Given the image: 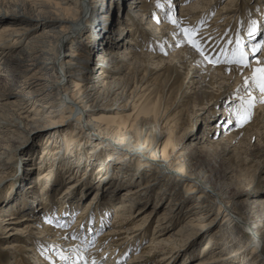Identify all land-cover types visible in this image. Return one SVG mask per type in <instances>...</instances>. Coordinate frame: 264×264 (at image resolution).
Listing matches in <instances>:
<instances>
[{
    "label": "bare ground",
    "instance_id": "bare-ground-1",
    "mask_svg": "<svg viewBox=\"0 0 264 264\" xmlns=\"http://www.w3.org/2000/svg\"><path fill=\"white\" fill-rule=\"evenodd\" d=\"M81 1L0 0V75H19L20 77L15 78L19 83L15 88H17L16 90L22 89L21 91L25 94L21 95V99H16L17 93L14 92V87L0 77V104L2 105L0 106V133L5 134L0 137V150L4 151L5 149L6 151L7 148L12 147L9 144L12 135L19 137L23 134L19 128L29 130V132L45 130L39 155L35 156L36 159L33 161L35 167L30 166L31 171H27L25 176L20 177L23 179V183L27 180L30 181L24 184L25 187L17 189L15 194L11 191L5 196L2 194L4 197L2 204L7 202L0 209V217L6 214L4 211L9 208L10 214H7L8 217L5 220H11V224L24 220L35 223L34 221L40 218L42 223L40 236L27 239V241L34 242V246L36 245L37 248L60 249L65 253L75 254V257L78 254L85 255L83 258L88 257L89 260L92 259V256L102 257L105 253H110L109 257L113 259V256H118L120 252L124 253L128 243H130L129 247H132L131 245L135 242L133 239L138 237L137 231L141 230L148 220V216H142L143 219H139L133 227H127L128 222L135 219L133 207L127 204L129 200L125 199L127 194H123L120 199H117L116 194L96 192L89 201L82 205V199L72 192L73 196L69 195L71 185L67 187V182L72 177L80 174L92 179L93 183L110 178L108 182L113 179L116 183L118 180L116 176L119 173L128 175V170L131 167L136 171L149 172L154 175L153 177L160 178L163 182L165 179L162 174H168L171 179L174 178V181L179 183L178 187L185 186L181 190L188 189V192L192 188L186 179L188 177L191 179L194 175L197 183H207L205 188L211 190L214 188L215 193H227L232 181L237 180V176L234 175L235 168L232 166L233 158L228 156V154L234 153L236 146L230 142L225 143V140L239 138L242 135L252 137L254 132L249 131H253L258 126V122L253 121L243 128L229 129V132L225 133L221 139H214V135H210L209 132H205L204 138H202L198 135L200 121L207 116L208 110L202 112L201 120L197 116L191 121L183 120L182 117L187 109L178 110L179 106L173 107L179 96L173 98L172 106L154 105L153 111H149V114H146L143 109L128 113L127 110L130 108L128 106H131V103H138L142 96L151 94L154 89L153 92H157L158 87L160 97L157 95V103L162 101L166 93L164 85L161 84L168 83L172 87V80L168 77L167 70L164 71L167 66L158 60L155 61L161 57L159 51L176 48L177 52L172 56L176 57V61L179 63H185V66L192 67L189 76L196 63H199L196 73L206 71L203 78L206 75L210 76L215 71L223 74L252 71L264 63V54L254 60L251 68L236 64L228 65L227 60H224L219 66H210L205 63L204 57L201 58V55L189 45L185 46L184 43H180V40L183 39L180 27H175L170 22L169 17L167 18L168 15H165L166 12L167 14L171 13L175 3L180 2V20H183H181L183 24L193 22L197 25L198 22L202 23L200 21L207 23L206 18L214 12L218 0H197L194 2L189 0H168L170 2L167 0V2L163 0H135V8L149 15L146 18L149 21V26L145 31H142L135 16L127 17L121 21L124 30L121 28L119 34H116L112 25L114 17L120 14L119 7L123 5L122 0H110L116 4L112 11H109L107 6H98L99 2L104 3L106 0H96V9L88 19L90 24L84 28L82 35L77 36L78 26L85 22L84 18L86 17L85 3H80ZM157 5H163V7L159 6L160 8L155 9L156 13L163 9V16L165 15L166 18L158 20L159 13L157 16L152 15V10ZM226 8V5L223 6L213 20H209L211 25L206 26L208 29L203 31L206 33L201 37L208 36L209 32L207 31L210 29L214 31L232 22V14L223 11ZM20 14L21 17H17ZM26 16L33 17L38 21H28ZM39 26L45 27L39 34L31 36L23 50L5 58L8 51L15 48L12 39L19 42L23 37L29 38L28 35H31L33 30ZM222 30L224 29L216 31L215 35L210 33L211 38L222 33ZM84 37L87 39L82 43L81 38ZM129 37L130 41H128ZM248 37L247 34H243L245 45L253 44L254 41ZM206 40L209 39L206 37ZM68 42H71L69 52L62 55L61 51ZM95 51L99 52V61L96 64L98 72L88 77L90 62ZM22 52L27 56L22 57ZM40 59L52 62L47 64V61H40ZM28 61L32 63H26ZM49 64L50 66H47ZM58 64L65 71L64 75L61 74L55 83L53 81L52 84L50 82L47 84L48 78L54 79L60 74L57 69ZM11 66H16L18 70L12 71L13 67ZM9 70L10 73L5 72ZM156 70L158 71L156 72ZM67 77H71L73 80L67 81ZM88 80H91L89 86L86 83ZM186 96L189 97L191 94ZM64 98L66 107L64 105V108H61ZM59 100L60 102H58ZM186 101L189 106L191 100L187 99ZM124 103H126L124 106L115 107L116 104ZM173 108L175 109L173 110ZM195 114L197 113L195 112ZM259 116L255 119L262 117L261 114ZM221 119H223L222 123L217 122ZM232 119L227 107L222 110L216 123L210 128L222 131V128L229 122L231 125H235V121ZM85 125L87 129L84 128ZM81 126L83 127L81 128ZM88 126L93 130H89ZM158 128L161 129L160 137L157 135ZM2 153L0 152V163ZM207 155H210V160L206 159ZM4 164L1 163L0 168ZM71 170L74 175L67 173ZM209 172H212L210 179ZM32 175L33 177H30ZM91 188L92 186L90 191ZM199 188L202 189L201 185ZM246 190L245 188L238 189L235 193L239 201L240 198L241 201L246 199L244 203H239L240 209H243L242 205L251 208L250 219L247 220V226L245 225L243 230L237 222L233 224L234 218L228 212H222L225 222L232 225L238 232L245 231L249 234V240L241 241V244L234 248L237 240L235 241L229 236L224 241L228 246H231L227 255L219 256L221 252L219 249L216 254L211 253L207 259L202 258L196 264L212 262L218 264L235 262L264 264L262 254L258 251L259 248L264 249V196L260 192H247ZM10 196H13V199L8 201L7 197L10 198ZM196 196L200 195L196 194ZM36 201H39L38 205H36ZM102 201H106V203ZM15 202L18 203L19 208L14 206ZM28 202L31 205L25 209L30 213H24L20 218H17L16 212L24 209ZM93 204L96 206L97 220V225L94 226L89 221L95 218V215L91 214ZM105 205L109 210H115L113 213L114 229L102 232L97 243L93 244V248L79 246V242L71 237L75 235L76 230L82 224L85 225L86 234L93 239L96 238V234L105 229L106 212L102 213L106 209ZM95 209L92 211L94 212ZM235 210L240 216V211L237 208ZM40 211L41 213H39ZM68 212L71 213L70 217H66ZM250 223L253 224V228H248ZM148 231L146 229L145 236ZM217 233V231L213 233L215 239ZM151 235V243L146 244L141 255H136L135 260L147 254L150 255L154 251L153 247L159 242V233L154 229ZM207 244H211V240L205 243V245ZM10 246L15 247L17 251L28 250L21 243L9 244L8 247ZM117 247L118 252H116ZM127 249L129 248L127 247ZM34 250L36 251V249ZM115 252L116 254L113 255ZM157 252H153L156 257L159 255L156 254ZM127 254L128 250L124 253L122 264H124ZM42 260L44 264H48L44 258ZM22 261L21 264H30L28 260ZM109 261H105V264H109ZM64 263V260L58 259V264Z\"/></svg>",
    "mask_w": 264,
    "mask_h": 264
},
{
    "label": "rangeland",
    "instance_id": "rangeland-1",
    "mask_svg": "<svg viewBox=\"0 0 264 264\" xmlns=\"http://www.w3.org/2000/svg\"><path fill=\"white\" fill-rule=\"evenodd\" d=\"M95 1L96 0H82L80 2L85 3L86 17L84 18L85 22L78 26L77 36H80V34L84 32V28H86V26L90 24L88 19L96 9L97 5H95ZM134 1L135 0H122L123 5L119 7L120 14L114 17L112 25V28H114L116 34L120 33L121 28L122 30H124L122 27L123 23L121 21H123V19L127 17L132 18L133 16H135L139 21L142 31H145V29H147V27L149 26V21H147L146 19L149 15H147V13L145 14L138 8H135L136 3ZM163 1L167 2L168 0ZM189 1L194 2L197 0ZM103 5L107 6L109 11H112L115 9L114 7L116 4L110 2V0H106L104 1V3H98V6ZM225 5L227 6V8L223 11H225V13L232 14V22L221 27L220 29H224L222 30V33L220 32L212 38L211 36L213 34L215 35L216 31H219L220 29L217 28V30L215 29L216 31H213V29L211 30L209 27L211 31L209 30L207 32H209L208 36L210 38L206 36L209 40L205 41L206 37H201L206 33L203 31L208 29L206 26L211 25L209 22L213 20L214 16ZM180 6V2L175 3L172 12L168 14L166 12L165 15H168L167 18L169 16L175 18L179 22L180 28L186 27L196 30L202 42L205 54L209 57V59L206 60L205 58H203V56L200 57L205 59V63H207L208 65L219 66L224 62V60H227L228 65L236 64L241 67L251 68L253 66L254 60L264 54V0H218L216 9L206 18L208 22L205 23L203 21H200L202 23L199 24L198 22L197 25L195 23L193 24V22H186V24L182 23L183 20H180ZM158 7L159 6L157 5L153 8L154 10H152V15L154 14V16H157V14L159 13V16L157 17H159L160 19L158 18V20H162L163 18H166V16H163V9H160L158 13H156L157 11H155V9H158ZM17 17H21V14ZM26 18L28 19V21H38L33 17L31 18L29 16H26ZM253 22H255V27L252 29L253 34L250 36L249 29ZM126 24L129 25V23ZM174 26L176 27L177 25ZM44 27L45 26L37 27L35 30H33L31 35H28L29 38L23 37L19 40V42H16V39H12V43L15 45V48L13 50H9L5 58H8L9 56L17 54L18 52L23 50L24 46L28 43L31 36L39 34ZM210 33L212 34L211 36ZM243 34H247L249 36L248 38L251 41H254L253 44L245 45V43L243 42ZM181 36L183 37L182 33ZM81 39V42L84 43L87 38L84 37ZM128 41H130V37L128 38ZM70 43L71 42L66 43V45L63 47L61 51L62 55L69 52L68 49ZM184 44L185 46H188L187 43ZM189 47L192 48L191 46ZM233 49H238L235 55H233ZM176 52V48H169V51H159V55H161L163 59H161V57L155 59V61L158 60L162 62V64L167 66L164 71L167 70V75L172 80V87L168 83L161 84L164 85L165 88V98H163L162 101H158L157 103V95L160 97L158 87L157 92H153L155 91L154 89L153 91H151V94L142 96L138 100V103H131V106H128L130 107L127 110L128 113L143 109L146 114H149V111H153L154 105L160 107L161 105L172 106V103L174 101L173 98L179 96L177 103L173 105V107L179 106L178 110L187 109L186 113L182 117L183 120L188 119L189 121H191L196 116L201 120L202 112H206L208 110L206 114L207 116L205 115L206 117L204 116V120L200 121V133L198 135H200L202 138H204L205 132H209V134L211 133L210 135H214V139H221L223 138V135H225V133L229 132V129H240L248 124L253 123V121H257L258 126L253 131H249L254 132L252 137L242 135L239 138L225 140V143L230 142L236 146V150L234 151V153H230L228 154V156H232L233 158L232 166L235 168L234 175L237 176V180L232 181V185L230 186L229 190H227V193H215L214 188H212V190L207 187L205 188L207 183H197V179L193 175V173H191L193 175L191 179L189 177L188 179H186L188 185H190L192 188L188 192V189L181 190V188H185V186L180 184L182 187H178L179 183L175 182L174 178L171 179V176L168 174H162L164 176L166 182L165 183L160 178L153 177L154 175L149 172L143 170V172L141 170L136 171L131 167L128 170V175H125V173H119L120 177L119 175L116 176L118 178L116 183L113 181V179L108 182L110 178H106L100 182L96 181L95 183H93L92 179L83 177L78 173L77 176L72 177L71 180L67 182V187L69 185L72 186H70L69 195L72 192L74 195L78 196L79 199H82V205L85 204V202L89 201L96 192L111 193L112 195L116 194L115 197L117 199H120L123 194H127V197L125 199L129 200L127 204L132 205L134 210L133 217L135 218L134 220H130V222H128L129 224L127 225V227H133L134 224L139 221V219L141 220L144 216H148V220L146 221V223H144L141 230L137 231L138 237L133 239L135 242L133 243V245H131L132 247H129L130 243L125 246L126 248L124 250V253L128 250V254L125 258L124 264H196L200 262L202 258L204 260L207 259V257L211 256V253L216 254L219 249H221V252L219 253L220 255H218L225 256V254L227 255L231 250V246H228L224 242L225 238H229V236H231L232 239H234L235 241L237 240L236 245L233 246L234 248H236L237 245L239 246L241 244V241L247 242L250 238L245 231L238 232L232 225L226 223L225 217L223 216V212H228L232 216V218H234L233 224L237 222L239 226H242V230L247 226V220L249 221L251 215V208L242 205L243 209H240L241 207L239 203H244L246 199H242L241 201L240 198L239 201V198L237 199V196H235L236 191L238 189L245 188L247 189V192L256 191L260 192V194L264 196V93H261L257 88L248 90L245 85V79L252 76L253 70L249 72H228L224 74L222 72L212 71L213 73H211L210 76L206 75L203 78V74H206V71H198L196 73L197 69H199V63H196L191 75L189 76L192 67L190 65L185 66V63H179L178 61H176V57L172 56ZM241 53L246 54L244 56V60L242 63H236L235 61L239 60ZM98 54V51H95L93 53V58L90 62L88 77L98 72V67H96L97 62L99 61ZM21 56L26 57L27 54L22 52ZM217 58L222 61L220 63L209 62L210 60L214 61ZM44 60L45 59H40V61ZM45 61H47V64L52 62L51 60ZM79 61L81 63V60ZM26 63L31 64L32 62L28 61ZM47 66H50V64ZM15 69L18 70L16 66L11 68L12 71H14ZM57 69H59L58 71L60 72V74H58V76L54 79L48 78V80L46 81L47 84L49 82L50 84H52L53 81L55 83L59 80L61 74L62 76L64 75L65 71H63L61 65L58 64ZM157 71L158 70H156V72ZM5 72L10 73L11 71L9 70ZM74 73L77 74V72L75 71ZM0 77L4 78V80L8 82V84L14 87V92L17 93L16 99H21V95H25L24 92L21 91L22 89L19 88V90H16L17 88H15L17 87V84H19L17 80H15V78L20 77L19 75H0ZM66 80L72 81L73 78L67 77ZM193 81H195V84H193ZM250 82L251 80L248 81V83ZM86 83L89 86L91 80H88ZM71 84L72 83L70 82V85ZM183 84L184 87H182ZM189 93L191 94V96L187 97L186 95ZM59 97L61 98L62 96ZM249 97L254 98L250 101V107ZM237 98L240 100H236ZM187 99L191 100L189 106L186 101ZM58 102H60V100ZM62 102L63 103L61 105V108H64V105L66 103L65 98L62 100ZM126 103L122 105L116 104L115 107L124 106ZM0 106L2 105L0 104ZM227 107L229 109V115L231 116V118H233L232 120L235 121V125H231V123L229 122L226 126H224V128H222V131L219 129V131H215L213 130V128L211 129L210 127L216 123L219 114H221L222 110ZM174 109L175 108H173V110ZM195 112L197 114H195ZM259 114H261L262 119H255L257 116H259ZM217 122L222 123L223 119ZM21 126L23 127V125ZM82 127L83 126H81V128ZM84 128L87 129L86 125L84 126ZM19 129L23 131V134L19 137H17V135H12L9 142L12 147L7 148L8 150L6 151L4 149L5 154L3 150H0V152H3L1 163H5L0 168V209L3 208V206H5L7 202L6 201L2 204L4 198L2 194H4L5 196L10 191L15 194V191L17 189L20 190L22 186L25 187L24 184L30 181L27 180L23 183V179H20V177L25 176L27 171H31L30 166L32 168L35 167V165H33V161L36 159L35 156L39 155V150L41 147L40 145L43 141L42 137L45 134V130L29 132V130H25L23 128ZM88 129L91 131L93 130V128L89 126ZM89 130H87V132H89ZM157 132V135L159 136V133H161V129L158 128ZM3 136H5V134L0 133V137ZM3 143L5 144L4 141ZM209 156L207 155L206 159L210 160L211 157ZM72 170L71 172L68 171L67 173L70 175H74V172ZM209 175L210 179L212 176V172H209ZM30 177H33V175ZM200 185L202 189L199 188ZM91 186L92 188L90 191L89 189ZM73 194H71L70 197L73 196ZM196 194L200 196L198 197L196 196ZM12 199L13 196H10V198L7 197L8 201ZM102 202L106 203V201ZM38 204L39 201H36V205ZM30 205V202H28L24 209L17 211L16 217L20 218L24 213H28L29 210L27 211L26 209H28V206L30 207ZM14 206L18 207V203L15 202ZM104 207L106 209H102L103 211H101L102 213L106 212L104 217L105 221L103 220L105 229L102 230L101 233L96 234V238L93 239L86 234L85 225L82 224L79 229L76 230L75 235H73V237L76 238L71 237L72 239H76L79 242V246L84 245L88 249L93 248V244L97 243V239L99 238V235L102 234V232L110 231L111 228L114 229L113 227L115 224V220L113 213L115 210H109L107 208V205H105ZM91 208V214L95 215L94 220H96L95 204H93ZM236 208L240 211V216H238V214L236 213ZM93 209H95L94 212L92 211ZM4 212H6V214L0 217V264H21L23 262L22 260H28L30 261V264H44V261L42 260L43 258L46 260V262H48V264H58V259L61 261L64 260V264H92L93 261H96V264H105V261L109 260H111L108 262L109 264L123 263L122 260L124 253L120 252L118 256L115 255L116 252L119 251L118 247L116 249V252L113 253V255H115L113 256V259L109 257L110 253H105L102 257H100L99 255L92 256L91 260H89L88 257L83 258V256L85 255L78 254V256L75 257V254H68L61 251L60 249L53 250V248H37L36 245L34 246V242L27 241V239H33L40 236L39 232L42 229L40 218L37 217L39 219L35 220V223H32V221L30 220H24L11 224V220H5L6 217H8L7 214H10L9 208ZM39 213H41V211ZM37 215L40 216V214ZM70 216V212L66 213V217ZM86 219H88V217H86ZM94 220H89L91 225L93 224V226L97 225V220ZM146 229H148L149 231L145 236L144 233ZM154 229L159 233V242H157L155 244V247H153L154 251H158L156 253L159 254L158 257L153 254V251L150 255L147 254L144 257L135 260L136 255H141L144 247L151 243V233ZM216 231L218 233L216 234L215 239L213 233ZM147 236H149V238H147ZM208 240H211V244L205 245ZM24 241L26 243H23ZM17 243L24 244L27 247L26 249L28 250L25 251L23 249L22 251H17V249L13 246L8 247L9 244ZM127 247L129 249H127ZM33 248L36 249V251ZM258 251L262 254V258L264 260V249L262 250V248H259ZM62 256H65L66 260L62 259ZM210 264L218 263L212 262ZM231 264H239V262Z\"/></svg>",
    "mask_w": 264,
    "mask_h": 264
},
{
    "label": "snow or ice",
    "instance_id": "snow-or-ice-1",
    "mask_svg": "<svg viewBox=\"0 0 264 264\" xmlns=\"http://www.w3.org/2000/svg\"><path fill=\"white\" fill-rule=\"evenodd\" d=\"M158 6L163 7V5H158ZM169 20L172 24L179 26V22L175 18L169 16ZM254 27H255V22H253V24L250 26V29H249V35L250 36L253 34L252 29ZM180 32L183 34V37H184L183 39L180 40L181 44L187 43L196 52H198L201 56H203L206 60L209 59V57L205 54V50L202 46V42H201L200 37L197 34L196 30L184 27V28H180ZM237 51H238V49H233V55H235ZM245 55L246 54L241 53L239 60H236L235 62L236 63H242ZM209 62L220 63L221 61L219 58H217L216 60H214V61L210 60ZM229 62H232V61H229ZM249 80H251L250 84L248 83ZM245 85H246L248 90H251L252 88H257V89H259V91L261 93H264V63H262L261 67L253 70V74L250 78L245 79ZM252 99H254V98L249 97V107L251 106L250 101ZM73 238H75V237H73ZM62 259H66V257L62 256ZM92 264H96V261H93Z\"/></svg>",
    "mask_w": 264,
    "mask_h": 264
}]
</instances>
